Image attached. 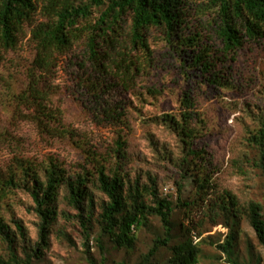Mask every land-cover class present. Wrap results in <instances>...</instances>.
Masks as SVG:
<instances>
[{
    "label": "trees",
    "instance_id": "trees-1",
    "mask_svg": "<svg viewBox=\"0 0 264 264\" xmlns=\"http://www.w3.org/2000/svg\"><path fill=\"white\" fill-rule=\"evenodd\" d=\"M190 1L0 0V61L3 50L17 48L26 26L34 24L41 5L46 20L31 29L37 50L29 68L30 84L25 92L27 99H32L37 114L50 121L60 120L47 107L46 101L52 92L47 91L46 85L40 86L43 80L37 71L42 70L46 75L54 68L58 55L69 52L82 40L84 56L77 63L75 91L99 122L124 123L133 106L127 95L136 91L141 74L153 58L152 29L163 33L170 49L178 53L181 65L191 70L193 77L219 86L229 84L220 69L221 59L214 46L203 41L202 32L192 29ZM196 13L209 17L212 37L220 41V52L225 58L243 50L248 43L261 44L264 39V0H202ZM139 51L144 54L143 59L134 54ZM149 91L154 95L159 93L154 89ZM190 98L186 93L184 110L180 114L167 113L155 118L176 132L184 144L181 159H175L165 147L163 151L159 149L162 160L172 161L179 171L176 199L164 194L155 175L148 172L144 180L141 172L133 175L121 165L127 160L125 141L117 144L119 162L114 166L93 159L90 160L92 168L74 173L54 158L40 167L30 160L16 158L15 167L0 173V240L6 244L5 254H0V264H34L44 259L60 216L78 221L89 254L90 241L97 227L98 243L107 237L119 249H133L138 233L150 227L152 218H158L164 233L154 238L153 246L135 264H157L156 255L163 247L170 249L168 264H200L206 240L203 232L194 226L197 224L196 217L192 216L194 205L199 206L201 215L208 213L215 219H224L223 224L230 233L223 242L210 243L232 264H264L258 256L242 263L236 258L243 219L249 221L264 247L263 205L256 201L241 205L238 197L229 191L211 198L204 195L211 188L207 172L213 162L206 146L200 147L196 141L198 129L194 120L198 114ZM248 140L259 150L254 163L264 175V119L257 130L250 131ZM202 167L205 172L200 176L198 171ZM188 182L195 183L198 190V198L194 200L184 195ZM20 190L31 198V208L39 218L35 240L29 236L22 219L11 218L10 221L2 212L8 200ZM97 193L102 197L98 199ZM62 201L76 213L61 211ZM178 210L186 222L182 219L177 223ZM58 233L71 239L61 228ZM100 248L103 253L107 252L103 245ZM91 264L109 263L103 256L101 262L93 260Z\"/></svg>",
    "mask_w": 264,
    "mask_h": 264
},
{
    "label": "rangeland",
    "instance_id": "rangeland-1",
    "mask_svg": "<svg viewBox=\"0 0 264 264\" xmlns=\"http://www.w3.org/2000/svg\"><path fill=\"white\" fill-rule=\"evenodd\" d=\"M190 3L192 29L202 32L203 41L214 46L216 55L221 59L220 69L229 84L219 86L197 76L193 77V72L181 65L178 53L170 49L163 33L152 29L150 47L153 58L141 74L136 91L127 95L133 106L124 123L99 122L86 109L75 91V72L79 70L77 63L84 56L85 44L82 40L69 52L58 55L54 68L46 75L42 70L37 71L42 75L40 86L46 85L47 91L52 92L46 101L47 107L60 120L50 121L37 114L32 99H27L25 92L29 88V68L37 50L31 29L38 22L46 20L40 5L34 24L26 26V33L20 37L17 48L2 52L0 173L15 167L18 163L16 158L30 160L38 167L54 158L70 173L92 168L90 160L93 159L114 166L119 162L117 144L125 141L127 160L121 165L133 175L141 172L144 180L147 179L148 172L155 175L164 194L176 199L179 171L172 161L162 160L159 149L163 151L165 147L175 159H181L184 156V144L176 132L155 118L167 113L180 114L184 110L183 99L187 93L198 114L194 120L195 128L198 129L196 141L198 146H206L213 162L207 172L211 188L204 195L211 198L229 191L238 197L241 205L247 206L251 201L261 203L264 216V175L254 163L259 150L248 140L250 131L257 130L264 119V39L261 44L248 43L243 50L225 58L220 52V41L212 37L209 17L196 13L202 0H191ZM95 15L98 13L95 12ZM134 54L144 58L141 51ZM149 89L159 93L154 95ZM46 123L49 126L46 127ZM200 170L198 173L203 176L205 169L202 167ZM188 183L184 195L187 198L192 196L194 200L198 198V190L195 183ZM97 194L98 199L102 197L100 193ZM198 202L201 204L199 199ZM31 204V198L20 190L8 200V206L4 205L2 212L10 221L11 218L22 219L29 236L35 240L39 218L33 212ZM193 207L192 216L197 220L194 226L203 232L202 237L206 240L203 242L205 254L200 264H232L224 253L211 245L215 241L223 242L230 233V229L223 224L224 219H215L208 213L201 215L199 206ZM60 210L76 213L65 201L61 202ZM175 218L178 224L184 219L180 210ZM58 228L65 230L71 239L67 240L57 234ZM163 233L160 220L152 218L150 227H145L138 233L135 248L119 249L107 237L98 243L97 227L90 241L89 254L84 246V236L78 221L60 216L45 258L34 264H91L93 260L101 262L103 256H106L109 264L122 261L135 264L153 246L154 238ZM101 245L106 248V253H103ZM236 250V258L241 263L252 261L257 256L264 262V247L247 219L241 222ZM5 252L6 244L0 240V254ZM170 254V249L163 247L156 255L155 262L168 264Z\"/></svg>",
    "mask_w": 264,
    "mask_h": 264
}]
</instances>
